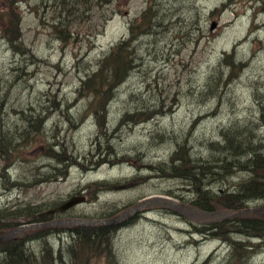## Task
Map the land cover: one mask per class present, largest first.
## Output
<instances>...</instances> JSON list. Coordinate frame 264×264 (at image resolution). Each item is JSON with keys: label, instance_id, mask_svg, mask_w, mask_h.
Returning a JSON list of instances; mask_svg holds the SVG:
<instances>
[{"label": "rangeland", "instance_id": "rangeland-1", "mask_svg": "<svg viewBox=\"0 0 264 264\" xmlns=\"http://www.w3.org/2000/svg\"><path fill=\"white\" fill-rule=\"evenodd\" d=\"M120 42L124 80L109 83L104 70L84 85ZM263 114L264 0H0L3 230L109 219L152 195L190 203L237 191L252 173L222 161L219 148L251 141L264 156ZM82 194L85 203L58 210ZM27 206L39 221L16 212ZM103 225L112 237L97 249L67 224L7 241H21L38 264H264V239L249 249L236 228L207 236L173 211Z\"/></svg>", "mask_w": 264, "mask_h": 264}, {"label": "trees", "instance_id": "trees-1", "mask_svg": "<svg viewBox=\"0 0 264 264\" xmlns=\"http://www.w3.org/2000/svg\"><path fill=\"white\" fill-rule=\"evenodd\" d=\"M124 46L125 42L118 43L109 55L103 57V59L101 60L102 66L100 67V69L97 72L88 75L87 78L83 80V84L92 81L95 77L96 79H94V81L100 80V73L104 70H110L109 83L120 84L124 80V77L128 75V73L126 72L128 70L129 60L123 59L122 61H119L118 58L119 54H121V56L123 57L124 51L122 52V49L124 48ZM126 50H128V48ZM128 55L130 54L128 53ZM253 144L254 143H251V141L248 143L245 140H238L234 143L231 142L230 144H228V146L219 148L222 153L226 154V158L222 161H226L228 158H232L234 160L238 159L237 163L239 169H245L252 173V176L250 178L242 182V184L240 185L241 189L237 191L233 190L234 192L219 194V196H213L211 198L208 195V192H206V197L202 198L201 196H199L198 200L190 202V204L198 206L205 210H237L246 207V202H248L249 200L257 201L260 199H264V156L261 149L256 146V144ZM236 147L240 149L236 151ZM250 155L252 156L250 157ZM242 156L249 157L246 161L243 162L241 160ZM241 165H244L245 167H242ZM219 167L227 168V165ZM192 169L193 168H189L190 171ZM196 170L197 171H195V173L200 174V169ZM186 174L191 177H193L194 175L189 172ZM215 174H217V178L221 175L220 173ZM16 212L20 213V215H26V219L24 220L25 223L39 221L34 220L33 218L35 214H40L39 211L37 209L34 210L30 206L16 210ZM39 218L46 219L45 217ZM21 223L23 222H19L18 225H20ZM7 224L9 223L7 222ZM193 226L195 227L196 231L207 236L215 234L224 235L225 233L221 232H224L225 229L230 226L236 228L241 235L249 236L253 234L257 235L260 239H264V219L259 218H235L211 225L193 224ZM3 228L6 227L0 225V231H2ZM73 230L79 235V241H83L84 243L89 244L88 246H90L91 248L96 249L100 248L103 243L109 244L108 241L112 237V235L110 234L112 229L108 225H94L83 227L77 226L74 227ZM47 231L48 230L45 228H40L37 232L40 234V236H46ZM71 248L73 249V246ZM106 250L109 251V253L112 252L110 247ZM0 252H3L5 255L2 264H38L37 262L39 261L37 253H35V255L33 251H30L26 253V255H24V247H22V242L17 240L0 242ZM73 252L74 251H71V253ZM73 257L75 261L78 260L80 256L75 254ZM46 261H48V259H46Z\"/></svg>", "mask_w": 264, "mask_h": 264}, {"label": "water", "instance_id": "water-1", "mask_svg": "<svg viewBox=\"0 0 264 264\" xmlns=\"http://www.w3.org/2000/svg\"><path fill=\"white\" fill-rule=\"evenodd\" d=\"M216 27V23L213 24L212 29ZM86 201V196L76 195L70 200L64 203L58 210H65L79 203ZM147 208H159V209H172L178 214L184 216L186 219L193 223L207 225L213 224L224 220L235 219V218H259L264 219V203L255 207H249L245 209H220V210H205L198 206L188 204L179 201L171 196L164 195H152L143 198L132 207L116 215L113 218L103 220H83V219H62L55 220L52 222L29 224L20 226L12 230L0 231V242H4L14 238V235L18 232L31 227H49L51 225H103L113 224L124 220L128 216L134 213L140 212ZM53 211H50L52 213ZM40 216V215H39ZM43 216V215H42Z\"/></svg>", "mask_w": 264, "mask_h": 264}, {"label": "bare ground", "instance_id": "bare-ground-1", "mask_svg": "<svg viewBox=\"0 0 264 264\" xmlns=\"http://www.w3.org/2000/svg\"><path fill=\"white\" fill-rule=\"evenodd\" d=\"M214 24V23H213ZM264 115V114H263ZM116 132H118V131H116ZM112 136H113V134H112ZM119 135L118 134H116L114 137H118ZM66 155H68V152L66 153ZM100 159L102 160V161H108V162H111V164H115V163H118V162H124V161H126V160H128V158H126V157H122V158H119V157H112V156H105V157H100ZM145 165V166H144ZM144 165H141V166H144V168L145 167H150L148 164H144ZM94 167H96V165H95V163H91V164H89V165H87L86 166V169H93ZM146 177H148V178H141V181L142 182H148V180L149 179H152V178H156L157 176H156V173H154V172H152L151 174H148V175H146ZM131 179L132 178H130V179H126V181H131ZM134 179V178H133ZM86 200H87V198H86ZM86 201H84V202H82V203H79V204H83V203H85ZM79 204H77V205H79ZM188 204H190V203H188ZM249 207H253V206H246V207H244V208H241V209H245V208H249ZM162 210H168V211H173L174 213H176L177 215H179V216H182V215H180V214H178L176 211H174V210H172V209H162ZM238 210V209H237ZM240 210V209H239ZM182 217H184V216H182ZM185 218V217H184ZM186 219V218H185ZM188 220V219H187ZM230 220V219H229ZM189 221V220H188ZM224 221H226V220H224ZM191 222V221H190ZM220 222H222V221H220ZM191 223H193V222H191ZM218 223V222H217ZM193 224H195V225H201V224H197V223H193ZM192 224V225H193ZM213 224H215V223H213ZM207 225H211V224H207ZM194 227V226H193ZM248 239H249V242H250V244L247 246L249 249H253V247L255 246L254 244L255 243H257V242H260V240H259V237L257 236V235H253V234H251V235H249L248 237H247ZM235 241H241V239H234ZM225 242H228V241H223V244L225 243ZM241 242H243V241H241Z\"/></svg>", "mask_w": 264, "mask_h": 264}]
</instances>
